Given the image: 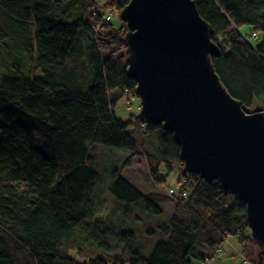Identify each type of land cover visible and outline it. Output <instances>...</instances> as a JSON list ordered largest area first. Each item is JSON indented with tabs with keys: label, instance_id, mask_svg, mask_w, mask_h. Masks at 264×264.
Segmentation results:
<instances>
[{
	"label": "trees",
	"instance_id": "1",
	"mask_svg": "<svg viewBox=\"0 0 264 264\" xmlns=\"http://www.w3.org/2000/svg\"><path fill=\"white\" fill-rule=\"evenodd\" d=\"M130 1L0 0V264H204L229 237L248 255L256 249L246 206L218 181L184 171L171 133L138 115L117 117L118 102L136 97L137 84L128 76L126 24L105 12ZM194 1L222 50L213 58L217 74L234 99L253 107L264 97V0ZM134 128L144 141L157 137L159 151L145 153ZM98 145L130 154L110 176V195L122 205L116 234L101 214L107 182H99ZM136 157L156 185L182 169L188 198L140 192L123 174ZM162 204L176 209L156 223L160 238L143 255L131 247L136 231L125 227L138 221L134 211L159 218ZM112 236L126 257L113 254ZM197 245L212 255L199 256Z\"/></svg>",
	"mask_w": 264,
	"mask_h": 264
},
{
	"label": "water",
	"instance_id": "2",
	"mask_svg": "<svg viewBox=\"0 0 264 264\" xmlns=\"http://www.w3.org/2000/svg\"><path fill=\"white\" fill-rule=\"evenodd\" d=\"M120 19L139 117L173 135L186 172L246 206L264 258V111L224 86L213 65L222 50L194 0H131Z\"/></svg>",
	"mask_w": 264,
	"mask_h": 264
},
{
	"label": "rangeland",
	"instance_id": "3",
	"mask_svg": "<svg viewBox=\"0 0 264 264\" xmlns=\"http://www.w3.org/2000/svg\"><path fill=\"white\" fill-rule=\"evenodd\" d=\"M105 14L107 16V21L112 20L116 26L120 27V25L124 23L120 19L121 11H118L114 8H109ZM242 31L246 32V28L244 27ZM255 39H257V36H254V40ZM1 51L3 50L0 49V61L3 59ZM125 56L127 59L126 52ZM117 94L118 93L114 92L113 97H115ZM256 108H260L264 111V97H262L260 100H256L253 107L250 109L255 110ZM141 109V100L137 96L132 97L130 95H125L123 96V99L118 102L115 112L118 118L128 120L132 115H138L139 117ZM131 133L139 145L142 146L143 143L142 148L145 153H157L159 151V140L157 137H154L150 142L144 141L145 136L142 134V132L138 131L137 128L131 130ZM96 148L98 149L95 152V157L96 163L99 166V168H96L100 175L99 182H107V184L104 183V186H100L101 191L103 190L100 194L102 196L101 214L104 216V220L107 222L108 228L114 234H116V232L121 229L120 216L122 212V205L114 202L113 199L115 198L110 195V176L113 170L121 168L130 154L127 151L101 145H98ZM123 174L140 192L145 195L150 193L168 195L169 191L172 189L176 191H184L186 189L184 187L186 183L183 181L184 179L182 177V169L177 167L174 168V173L167 177V182L165 184L156 185V183L151 180L146 160L141 157L134 158L132 161V166L125 169ZM97 187H99V185H97ZM158 208L161 210L162 214L157 219H148V213L146 212L141 213L140 211H134V218H138V221L130 220L125 227V229L131 227L136 231L137 235L134 242L131 244V247L143 255L149 254L152 251L154 244L160 238L158 236L159 232L155 228L156 223L166 222L169 218H171L176 209V205L162 204L158 205ZM152 232L156 233L152 234ZM254 242L256 243V241ZM110 246L112 248L111 251L115 256L121 258L128 255L126 251L127 248L122 246L114 236H112L110 239ZM247 249V247H244V245H241L238 242L237 238L229 237L222 247H219L215 250L212 259H205L204 264H260V260L261 264H264V258H260L259 256L261 248L257 243L256 249L254 252H251L250 255H248ZM195 250L199 256L209 257L212 255L211 251L202 245H197ZM218 250H222L223 253H218ZM198 263V261H195V264ZM200 263H202L201 260Z\"/></svg>",
	"mask_w": 264,
	"mask_h": 264
},
{
	"label": "built area",
	"instance_id": "4",
	"mask_svg": "<svg viewBox=\"0 0 264 264\" xmlns=\"http://www.w3.org/2000/svg\"><path fill=\"white\" fill-rule=\"evenodd\" d=\"M189 194H190L189 190H187L186 192H182V193H181V190L176 191V190L172 189V190L169 191V195H171V196L172 195H175V196L182 195L185 199L188 198ZM218 253L222 254L223 251L222 250H218Z\"/></svg>",
	"mask_w": 264,
	"mask_h": 264
}]
</instances>
